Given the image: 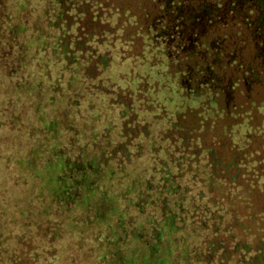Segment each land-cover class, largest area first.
I'll return each mask as SVG.
<instances>
[{
  "label": "trees",
  "instance_id": "16d2710c",
  "mask_svg": "<svg viewBox=\"0 0 264 264\" xmlns=\"http://www.w3.org/2000/svg\"><path fill=\"white\" fill-rule=\"evenodd\" d=\"M0 264H264V0H0Z\"/></svg>",
  "mask_w": 264,
  "mask_h": 264
},
{
  "label": "rangeland",
  "instance_id": "374dc122",
  "mask_svg": "<svg viewBox=\"0 0 264 264\" xmlns=\"http://www.w3.org/2000/svg\"><path fill=\"white\" fill-rule=\"evenodd\" d=\"M238 115H237V112L235 111V117H236V119H238V120H242V118H244V117H240V115H239V117H237ZM254 119H255V117H253ZM242 122V121H241ZM244 122H246V121H244Z\"/></svg>",
  "mask_w": 264,
  "mask_h": 264
}]
</instances>
